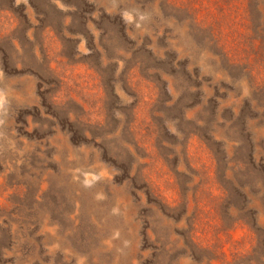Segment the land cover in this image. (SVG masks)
<instances>
[{"label":"rangeland","instance_id":"rangeland-1","mask_svg":"<svg viewBox=\"0 0 264 264\" xmlns=\"http://www.w3.org/2000/svg\"><path fill=\"white\" fill-rule=\"evenodd\" d=\"M262 41L264 0H0V264H264Z\"/></svg>","mask_w":264,"mask_h":264},{"label":"trees","instance_id":"trees-1","mask_svg":"<svg viewBox=\"0 0 264 264\" xmlns=\"http://www.w3.org/2000/svg\"><path fill=\"white\" fill-rule=\"evenodd\" d=\"M264 44V41H262ZM227 56V54H225ZM254 91H257L264 99V82L256 85ZM254 99H256L254 97ZM248 103L251 100L247 101ZM257 107H264L263 105H257ZM247 134L245 140L238 141L237 145L233 147V153L229 157L227 152L224 153L225 158L234 164L236 167V173L250 179L249 194L254 193L253 189L256 187V199H258V206L255 209H251L252 223L250 224L246 219H243V224L247 225L250 230L259 238L261 233H264V226H261V220H264V148L259 143L254 142L256 136L254 129H246ZM242 193H245V189L242 188Z\"/></svg>","mask_w":264,"mask_h":264}]
</instances>
